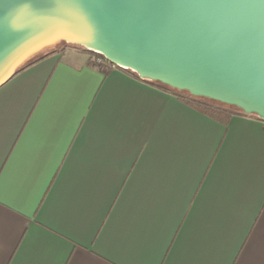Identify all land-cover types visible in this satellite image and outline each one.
<instances>
[{"label": "crops", "instance_id": "1", "mask_svg": "<svg viewBox=\"0 0 264 264\" xmlns=\"http://www.w3.org/2000/svg\"><path fill=\"white\" fill-rule=\"evenodd\" d=\"M54 50L0 86V264H264L263 120Z\"/></svg>", "mask_w": 264, "mask_h": 264}, {"label": "water", "instance_id": "2", "mask_svg": "<svg viewBox=\"0 0 264 264\" xmlns=\"http://www.w3.org/2000/svg\"><path fill=\"white\" fill-rule=\"evenodd\" d=\"M60 41L264 121V0H0V86Z\"/></svg>", "mask_w": 264, "mask_h": 264}, {"label": "trees", "instance_id": "3", "mask_svg": "<svg viewBox=\"0 0 264 264\" xmlns=\"http://www.w3.org/2000/svg\"><path fill=\"white\" fill-rule=\"evenodd\" d=\"M63 43H65V42L60 41V42L56 43L55 45L47 47V48L43 49L42 51H40L39 53L35 54L31 58H29L27 61H25L21 66H19L15 70L13 76L20 73L21 71L27 69L28 67L38 63L39 61L48 57L49 55H52L55 52L54 48L60 44H63ZM85 50L89 53L90 60H91L90 64L93 66H96L104 74L108 73L112 69H119V70L128 72L130 75H132L135 78H139L135 72H133L129 69H123V68H120L118 66H113L110 62L105 60L101 54L96 53L92 50H88V49H85ZM98 58H102V62L101 61L97 62ZM144 81H147L149 84H151V85H153V86H155V87H157L163 91H166L168 93L173 94L174 96L177 97L178 100L187 104L188 106L192 107L193 109H195V110H197V111H199V112H201V113H203L209 117L223 121L224 123H227L228 120L230 119V117H232L233 115H236V114L246 115V116H255L253 114H245L243 111H241L240 109H238L235 106L226 105V104L220 103L218 101L209 100V99L199 97V96H193L186 91L174 89V88L167 86L165 84H162L160 82L149 81V80H144Z\"/></svg>", "mask_w": 264, "mask_h": 264}, {"label": "snow or ice", "instance_id": "4", "mask_svg": "<svg viewBox=\"0 0 264 264\" xmlns=\"http://www.w3.org/2000/svg\"><path fill=\"white\" fill-rule=\"evenodd\" d=\"M93 251L88 249L78 254L75 259V264H97L96 259L92 255Z\"/></svg>", "mask_w": 264, "mask_h": 264}, {"label": "built area", "instance_id": "5", "mask_svg": "<svg viewBox=\"0 0 264 264\" xmlns=\"http://www.w3.org/2000/svg\"><path fill=\"white\" fill-rule=\"evenodd\" d=\"M100 61L102 62V58H98V59H97V62H100ZM112 65H113V64H112ZM113 66H114V65H113ZM263 123H264V121H263Z\"/></svg>", "mask_w": 264, "mask_h": 264}, {"label": "rangeland", "instance_id": "6", "mask_svg": "<svg viewBox=\"0 0 264 264\" xmlns=\"http://www.w3.org/2000/svg\"><path fill=\"white\" fill-rule=\"evenodd\" d=\"M68 44H71V43H68ZM73 45H75V46H80V45H76V44H73ZM80 47H82V46H80Z\"/></svg>", "mask_w": 264, "mask_h": 264}]
</instances>
